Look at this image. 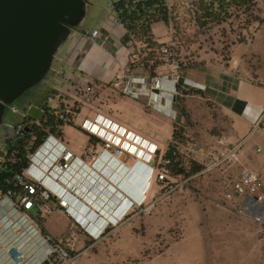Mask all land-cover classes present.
<instances>
[{"label": "crops", "instance_id": "0c3cea01", "mask_svg": "<svg viewBox=\"0 0 264 264\" xmlns=\"http://www.w3.org/2000/svg\"><path fill=\"white\" fill-rule=\"evenodd\" d=\"M116 1L118 0H108L107 10L104 8L103 0H90V9L87 11L89 31H85L84 26L70 29L57 47L48 70V73H51V78L47 79V81L50 80L47 97L51 96L48 101H55L56 106H47L45 101L29 104L31 108L24 112V117L16 120L13 125L14 135L9 137L7 134H0L4 142L0 147V155L6 146V141L12 138L15 140L16 132L24 120H39L48 109L61 107L65 103H74L72 91L75 84L84 87L89 84L104 85L115 77L128 80L169 75L171 69L162 64L158 60V56L156 58L158 64L153 70L145 65L136 50L124 42L125 31L123 28L121 26L113 27L117 18L112 5ZM165 2L168 7L174 6L168 0ZM255 2L258 3L259 8L255 13L264 19V0H255ZM255 23L257 24L252 27L251 42L230 44L225 52L200 51L198 55L185 59L179 72L177 94L173 101V110L178 115L177 122L173 121L160 108L148 106L146 99L134 100L122 96L119 90L103 86L96 94L100 104L84 106L74 124L64 125L55 134L60 136L59 143L72 150L77 157L73 164V171L69 173L70 191L67 188H62L58 183L55 184L52 178L46 177L38 171V167L43 168L52 162L57 156V150H60L59 143L52 136L47 138L43 144L41 143L30 169L34 172L38 169L37 173L42 184L46 188L52 189L55 196H64L70 201L69 209L59 208L56 197L53 196L52 209L48 214H42L36 205L30 210L7 213L2 212V209L9 201L3 198L0 200V209L4 216L0 220V243H15L29 257L27 264H37L45 252L38 231L56 240H64L73 221L76 220V216L79 222L83 218H87L90 222L84 227L85 232L80 235L76 248L77 252L84 249L86 251L77 258L74 264H103L105 262L102 257L103 249L113 237L122 239L118 240L116 245L122 247L124 251L129 252V248L133 249L137 244H135L133 233L125 229L129 225L126 219L129 216L131 204L146 202L147 197L141 193V197L134 202L128 196L127 186H125V191L116 187L123 180L134 176L145 179L147 186L150 187L152 181L148 165L142 163V165L132 167L135 160L126 158L124 160L125 168L121 167L111 160L110 155L104 152L100 143L98 144L99 139L91 135L86 128L87 126L90 128L92 125H100L99 138L112 142L111 151L118 148L124 139V136H121L122 139H117L119 135L115 129L122 127L126 132L130 131L139 137L135 150L138 151V160L145 162L146 154L149 153L147 142L166 147L170 144L176 127L184 125V117L177 103L178 96L195 95L227 115L231 121L225 141L234 144L243 140L242 162L252 169H259L264 163V83H258V80L264 75L258 70L253 72L251 59L252 49L255 48V54L261 55L264 61V21ZM222 26L230 27L226 23L218 25V27ZM92 31H97L95 38L89 36ZM151 32L154 41L160 47L173 45L172 29L164 23L153 24ZM233 35V33H227L229 39L233 38ZM255 76L259 77L254 78ZM183 90L185 94L182 93ZM255 126L256 130H254ZM142 141L144 143L140 144ZM91 142L94 145H91ZM257 149L261 151L257 152ZM91 151L98 154L95 162L88 161L83 156ZM82 159L85 164L79 162ZM227 171L234 178L238 169L231 167ZM114 175L119 178L117 182L111 180ZM75 176L81 178V181L77 180ZM101 181L107 184L106 188L110 186L115 190L114 193H108V195L100 194L106 197L105 202L102 201L103 204L102 202L96 203L97 198L94 204L87 203L91 199L90 197L97 196L90 190L87 194L91 195L84 194L83 200L75 195L85 189L83 188L85 184L98 191L99 195L100 191L106 190V188L103 189L102 186L96 185ZM73 186L80 188L72 191ZM119 196L122 198L121 201H118ZM109 201H112L114 206L116 204V210L113 211L110 208L108 214L104 208H107L106 204ZM94 205L95 208L101 205L105 215H100L93 209ZM232 207L235 209V205ZM242 218L252 221L247 217ZM100 232L105 233L97 240L96 237L101 234ZM196 242L198 244V240ZM90 246L92 247L89 248ZM0 264L11 263L3 254H0Z\"/></svg>", "mask_w": 264, "mask_h": 264}, {"label": "rangeland", "instance_id": "374dc122", "mask_svg": "<svg viewBox=\"0 0 264 264\" xmlns=\"http://www.w3.org/2000/svg\"><path fill=\"white\" fill-rule=\"evenodd\" d=\"M168 1L173 3L172 7L175 9L174 18L170 23L173 43L171 48L180 65L185 63L186 58L198 55L200 51L225 52L230 44L236 43L234 37L229 39L227 36V33H234L231 25H234L238 32L248 34L250 28L255 27V22L264 21L255 13L259 8L258 3L254 2L249 11L238 10L228 21L223 22L230 27H218L208 22L204 27L197 28L194 24L195 16L186 13V11H194L192 6L197 4V0ZM103 2L104 8L108 10V0ZM188 2L190 3L184 4ZM89 9L90 0H87L84 14L75 27L84 26V30L89 31L87 18ZM251 37L252 34L249 35V41L240 43L251 42ZM251 67L254 73L258 70L264 75L263 58L255 54V48L252 49ZM257 77L259 76L254 78ZM48 78H51V73L47 71L40 81L5 106L0 122V134H7L9 137L14 135L13 125L31 108L29 104L45 101L47 106H56L55 101H48L51 98V96L47 97L50 86ZM259 82L264 83V76L259 78ZM182 93L185 94L184 90ZM177 103L184 117V125L176 127L174 136L179 137L184 146L187 143H195L204 154H208L218 153L233 144L225 141L231 121L227 115L192 94L178 96ZM3 144V137H0V147ZM91 145L94 143L91 142ZM167 147L170 148L169 145L158 146L156 161L164 157ZM126 158L128 157L120 155L121 161L124 162ZM178 164L180 166L172 169L177 183L199 170L198 164L190 161L185 155L179 157ZM229 168L194 177L184 186L175 189L174 185L177 183L171 188L169 185L166 192H163L157 183L152 182L148 187L145 179L141 177L134 176L119 183L116 188L125 191L127 186L131 200L135 202L142 193L147 197L145 203L152 206L147 208L145 204L143 206L145 210L141 214L137 216L130 214L126 219L129 225L125 229L133 233L137 245L133 249L129 248L127 252L116 245L118 240H122L121 238H111L103 249L102 257L105 261L103 264H264L263 229L252 221L239 217L232 207L234 204L223 198L227 191L226 180L232 179L227 171ZM69 173L62 175L68 181ZM75 178L81 181L78 176ZM112 178L114 182L119 179L115 175ZM57 182L58 185L70 189L66 181L59 179ZM96 185L106 188L107 184L101 181ZM77 188L73 186L72 191ZM88 190L93 191L97 196L90 197L91 199L86 200L87 203H94L96 198V203L105 202V196L100 195V192L98 195V191L86 184L85 189L75 195L83 200L84 194L91 195L87 194ZM112 192L114 193L115 190L109 186L102 193L108 195ZM121 200L119 196L118 201ZM113 204L112 201L106 204L107 208H104L106 213H110V208L116 210V204L115 206ZM95 205L93 209L100 215H105L103 207L100 205L101 208H95ZM186 242L189 244L186 245Z\"/></svg>", "mask_w": 264, "mask_h": 264}, {"label": "built area", "instance_id": "2783aa9c", "mask_svg": "<svg viewBox=\"0 0 264 264\" xmlns=\"http://www.w3.org/2000/svg\"><path fill=\"white\" fill-rule=\"evenodd\" d=\"M111 6V4H109ZM257 24V23H255ZM120 26V20L116 19L113 27ZM231 29L234 30V41L240 43L242 41H249V35L253 32L252 27L248 34L238 32L234 25H231ZM91 38L97 36V31L89 33ZM158 60L168 66L171 70L168 76H154L150 78H138L123 80L121 77H115L104 85L89 84L81 87L78 84L73 85L72 97L75 100L74 103H65L61 107L54 108L55 115L64 123V125L74 124L79 116L81 108L84 106L98 105V98L96 97L99 90L103 86H108L114 90H119L122 96L138 100L146 99L147 105L150 107L160 108L167 116L173 121H178V115L173 110L174 97L177 94V84L179 80V72L181 66L176 60V55L173 52L171 46H162L158 51ZM51 101V100H50ZM100 111V109H99ZM44 116V115H43ZM42 119V118H41ZM41 119L39 120H24L17 132H20L24 126L29 128L40 125ZM95 125L90 128L87 126L86 130L92 132ZM101 130V127H97ZM257 127H254L256 130ZM95 130V129H94ZM31 131V129H30ZM16 132V133H17ZM44 132L45 137L42 140V144L49 137H53L55 141L59 143L60 136L51 133V129L46 127ZM99 139L103 150H112V142L107 139H100L98 134H94ZM36 138L35 135H31V140ZM148 144V143H147ZM61 146L60 151L55 159L43 168L38 167L36 172L31 169L33 161L35 159L36 151H29L26 154V160L28 165L22 168V171L15 170L10 178L8 186H4L2 191L0 186V200L7 199L9 201L6 204L2 212L10 213L11 211H26L33 208L35 205L39 207L42 214H48L51 212V204L53 196L52 191L46 188L37 170L40 171L46 177H50L53 180L55 178H63L62 175L73 171V164H75L77 157L68 147L59 143ZM170 157L160 158L156 161L157 154L151 156L150 163V179L153 183L160 185L163 192H166L168 186L171 188L173 184L177 183L176 175L172 172L173 168L180 166L178 159L181 155H185L192 162H196L199 166V170L191 176L186 177L176 185L174 189L184 186L187 182L197 176H202L207 173H211L216 170L237 167L238 172L232 179L226 180L227 191L224 193L223 198L225 201L233 203L235 205V213L242 217L251 219L256 225L260 226L264 231V163L259 169H252L241 160V150L243 146V140L238 141L230 147L219 151L218 153L204 154L202 150L195 143H187L186 146L182 143L179 137L173 136L170 141ZM257 149V152H260ZM113 155L121 154V150L115 148L112 151ZM86 160L91 162L96 161L98 154L91 151L87 155H83ZM81 164H85L83 159L79 160ZM15 159L8 156L7 153L3 152L0 155V169L3 165L11 166L15 164ZM18 163H22V159H19ZM178 164V165H177ZM58 183V182H57ZM57 206L62 209H69V205L60 196H55ZM147 203H132L129 211V215H139L145 209L144 205ZM152 205H147L150 208ZM2 212L0 209V220L3 219ZM85 232L84 226L78 221H73L69 233L64 240H56L47 234H43L38 231V235L43 243L45 249L44 254L40 257L37 264H74L77 258L86 251L85 249L77 252V243L79 237ZM105 232H102L96 238L97 240ZM93 238V236H91ZM94 241H96L94 239ZM90 246L89 248H91ZM0 254H3L11 264H27L29 257L24 251L15 243H0Z\"/></svg>", "mask_w": 264, "mask_h": 264}, {"label": "water", "instance_id": "95a60500", "mask_svg": "<svg viewBox=\"0 0 264 264\" xmlns=\"http://www.w3.org/2000/svg\"><path fill=\"white\" fill-rule=\"evenodd\" d=\"M87 0H0V122L5 106L40 81ZM24 126L21 134L29 133Z\"/></svg>", "mask_w": 264, "mask_h": 264}, {"label": "trees", "instance_id": "16d2710c", "mask_svg": "<svg viewBox=\"0 0 264 264\" xmlns=\"http://www.w3.org/2000/svg\"><path fill=\"white\" fill-rule=\"evenodd\" d=\"M255 0H197V4L192 6L193 10L186 11L192 13L194 24L197 28L204 27L208 22L221 25L229 20L238 10L249 11ZM116 18L120 20V26L125 31L124 42L131 45L137 52L139 58L151 70L157 64V54L161 48L153 39L151 26L162 22L170 27L174 18V8L168 7L165 0H118L112 5ZM198 15V16H197ZM178 89V85H177ZM54 109L45 111L40 125L31 127L29 133L21 134L17 132V137L6 141V146L1 152L7 153L9 157L15 159L16 163L11 166L3 165L0 169V186L2 191L4 186H8L10 178L15 170L22 171L28 165L26 154L35 151L41 145L46 133V127L51 129L52 134L64 126V123L55 115ZM31 135L36 138L31 140ZM14 141V142H13ZM170 157V148L166 151L164 158ZM22 159V163H18Z\"/></svg>", "mask_w": 264, "mask_h": 264}, {"label": "clouds", "instance_id": "9594fccd", "mask_svg": "<svg viewBox=\"0 0 264 264\" xmlns=\"http://www.w3.org/2000/svg\"><path fill=\"white\" fill-rule=\"evenodd\" d=\"M98 126L101 127L100 125H95L94 126L95 130L93 129L92 132H89V133L91 135L100 134V131H97L98 130V128H97ZM115 132L119 135V137H117V139H122L121 136H124V139L122 140V143L118 147V149L121 150V154L113 155L111 150H108V151L104 150V152L108 153L110 155L111 160H113L114 162L118 163L121 167H124V168H125L126 164L123 161H121L120 155H124V157H128L130 159L135 160L133 165H132V167H134L136 165H142V163H145V164L148 165L149 172L151 174V169L149 167L150 163H151V156L154 155V154H157V152L159 150L158 146L155 143L147 142L148 146H149V153L146 154V161L145 162H141L140 160H138V157H137L138 156V151L135 150L136 149L135 145L138 144L139 137L135 136L130 131L126 132V130L124 128H122V127H119L118 129H115ZM143 143H144V141H142L140 144H143ZM128 144H130V145H128ZM127 145L130 146V148H132V149L135 147V149L133 151H131L130 149H128ZM60 149H61V146H60ZM57 151H60V150H57ZM57 154H58V152H57Z\"/></svg>", "mask_w": 264, "mask_h": 264}, {"label": "bare ground", "instance_id": "6f19581e", "mask_svg": "<svg viewBox=\"0 0 264 264\" xmlns=\"http://www.w3.org/2000/svg\"><path fill=\"white\" fill-rule=\"evenodd\" d=\"M122 143V142H121ZM120 143V144H121ZM128 145H130V144H128ZM127 145V146H128ZM135 145V144H134ZM128 149H130L131 151H133L134 149H135V147L132 149V148H130V146H128ZM130 151V152H131ZM73 177H74V175H73ZM59 179H62V180H64V181H66L67 183H68V186L71 188V186H70V183L68 182V180H65L64 178H59ZM58 179V180H59ZM54 183L55 184H57V180H54ZM62 188H67L66 186H61ZM83 188H85V186H83ZM94 188H96V187H94ZM99 188V187H98ZM68 189V188H67ZM89 189V188H88ZM103 189H104V187H103ZM52 190V189H51ZM69 191H70V189H68ZM84 190V189H83ZM89 191V190H88ZM91 191V190H90ZM100 191V190H99ZM100 193L102 194V191H100ZM61 198H63V200L67 203V205H69L70 206V201L68 200V199H66V197H64V196H60ZM100 198V197H99ZM106 198V197H105ZM129 203V202H128ZM92 204H94V203H92ZM93 207V206H92ZM90 214V213H89ZM92 214V213H91ZM77 215V214H76ZM75 218H76V220H77V217L75 216ZM95 218V217H94ZM78 221V220H77ZM79 222V221H78ZM90 222V220H87V218H83L79 223L82 225V226H84V227H86L87 226V223H89ZM101 233V232H100Z\"/></svg>", "mask_w": 264, "mask_h": 264}]
</instances>
